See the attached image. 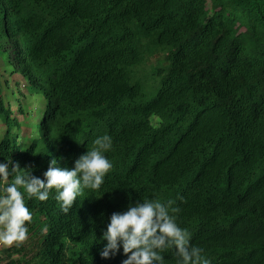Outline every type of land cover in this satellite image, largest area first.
Returning <instances> with one entry per match:
<instances>
[{
	"label": "trees",
	"instance_id": "16d2710c",
	"mask_svg": "<svg viewBox=\"0 0 264 264\" xmlns=\"http://www.w3.org/2000/svg\"><path fill=\"white\" fill-rule=\"evenodd\" d=\"M2 56L45 108L23 144L0 86V161L44 178L98 136L114 147L68 212L25 193L29 237L0 264H122L103 232L143 197L173 202L209 264H264V0H0Z\"/></svg>",
	"mask_w": 264,
	"mask_h": 264
},
{
	"label": "clouds",
	"instance_id": "9594fccd",
	"mask_svg": "<svg viewBox=\"0 0 264 264\" xmlns=\"http://www.w3.org/2000/svg\"><path fill=\"white\" fill-rule=\"evenodd\" d=\"M93 145L71 168L61 167L53 157L44 178L22 169L12 159L0 161V242L20 247L28 239L33 213L25 202V193L28 198L47 201L54 189L55 199L68 212L86 188H102L113 168L106 155L114 147L113 138L109 134L98 136ZM172 204L143 197L130 202L124 211L113 212L103 232L102 241L106 243L100 250L101 257L111 258L122 248L126 256L122 264H166L165 253L173 249L175 264H209L203 259L204 249L192 244L189 231L178 223V209Z\"/></svg>",
	"mask_w": 264,
	"mask_h": 264
},
{
	"label": "rangeland",
	"instance_id": "374dc122",
	"mask_svg": "<svg viewBox=\"0 0 264 264\" xmlns=\"http://www.w3.org/2000/svg\"><path fill=\"white\" fill-rule=\"evenodd\" d=\"M165 64L166 60L164 55L150 59L146 63V69L150 71L154 64ZM13 66L5 62L4 57H0V86L5 97V102L9 104L15 112L18 111L19 106L23 107V114L21 113L20 121L22 129V143L25 144L30 138L37 134V121L41 112L45 108V99L41 96H34L28 93L26 84L27 81L20 73L13 71ZM150 71L147 75L151 76ZM153 75V74H152ZM147 78L149 82L154 80V76ZM18 113V112H17ZM6 126L0 119V139L4 134ZM16 246H8L0 242V261H6L10 257H18L19 252L15 250ZM20 248V247H18Z\"/></svg>",
	"mask_w": 264,
	"mask_h": 264
}]
</instances>
